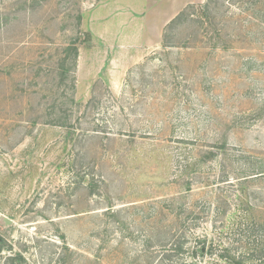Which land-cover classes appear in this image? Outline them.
I'll return each instance as SVG.
<instances>
[{"label":"rangeland","instance_id":"374dc122","mask_svg":"<svg viewBox=\"0 0 264 264\" xmlns=\"http://www.w3.org/2000/svg\"><path fill=\"white\" fill-rule=\"evenodd\" d=\"M239 257L264 264V0H0V264Z\"/></svg>","mask_w":264,"mask_h":264},{"label":"trees","instance_id":"16d2710c","mask_svg":"<svg viewBox=\"0 0 264 264\" xmlns=\"http://www.w3.org/2000/svg\"><path fill=\"white\" fill-rule=\"evenodd\" d=\"M202 9L206 8V5H202L200 6ZM195 11V7L192 6V5H188L186 6L176 17H174L165 27L164 29V34H163V47H167V46H171V32L172 30H174V28L179 24L181 23L182 21H185L187 19H190L191 16H192V12ZM65 53L66 54H72L73 55V58L72 60L75 61V59L77 58V50L76 48H74L73 46H69L68 48L65 49ZM65 57H68V56H65ZM62 120V119H61ZM59 122V119L57 120ZM84 175V176H83ZM82 178H86V174L83 173ZM88 175V174H87ZM89 185V184H88ZM91 190V194L96 192V189H97V186L91 184L90 187ZM197 254L199 256H203L205 254L206 251H204V248H199L197 251ZM230 264H245L244 260L239 257L238 259H232L230 261Z\"/></svg>","mask_w":264,"mask_h":264}]
</instances>
